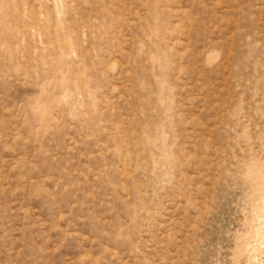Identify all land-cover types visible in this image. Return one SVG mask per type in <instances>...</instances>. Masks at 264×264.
Instances as JSON below:
<instances>
[{
    "label": "rangeland",
    "instance_id": "1",
    "mask_svg": "<svg viewBox=\"0 0 264 264\" xmlns=\"http://www.w3.org/2000/svg\"><path fill=\"white\" fill-rule=\"evenodd\" d=\"M0 264H264V0H0Z\"/></svg>",
    "mask_w": 264,
    "mask_h": 264
}]
</instances>
